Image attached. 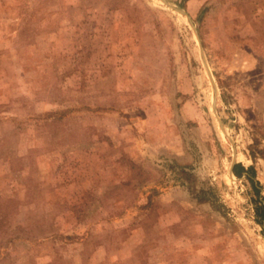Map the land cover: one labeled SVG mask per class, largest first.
Listing matches in <instances>:
<instances>
[{
    "label": "rangeland",
    "instance_id": "1",
    "mask_svg": "<svg viewBox=\"0 0 264 264\" xmlns=\"http://www.w3.org/2000/svg\"><path fill=\"white\" fill-rule=\"evenodd\" d=\"M167 1L0 0V264H264V0Z\"/></svg>",
    "mask_w": 264,
    "mask_h": 264
},
{
    "label": "crops",
    "instance_id": "2",
    "mask_svg": "<svg viewBox=\"0 0 264 264\" xmlns=\"http://www.w3.org/2000/svg\"><path fill=\"white\" fill-rule=\"evenodd\" d=\"M184 121H185V118H183ZM188 131V130H187ZM185 143H186V148L189 152H195L194 151V147L196 144V146L199 148V149H202V137L200 134H198L197 138L195 135H193L192 133L188 132V137L185 136ZM189 144L191 147H189ZM190 148V149H189ZM156 153H158V150L156 149ZM169 157V156H168ZM235 164L233 166V176L235 178H238V179H242V178H249V179H252L254 178V175H255V168L254 166L247 162H242L239 160L238 158V153L235 154ZM233 161L234 159L232 160L231 162V165H230V171H231V168H232V165H233Z\"/></svg>",
    "mask_w": 264,
    "mask_h": 264
},
{
    "label": "water",
    "instance_id": "3",
    "mask_svg": "<svg viewBox=\"0 0 264 264\" xmlns=\"http://www.w3.org/2000/svg\"><path fill=\"white\" fill-rule=\"evenodd\" d=\"M163 2H164V4H166L168 7H170V8H172L173 10H176L177 12H179V13H181V14H183L184 16H186L187 18H188V21L190 22V24L192 25V27H193V29H194V31L196 32V34H197V36H198V39H199V35H198V30H197V28H196V26H195V24H194V22H193V20L191 19V17L188 15V13L185 11V10H183V9H181V8H179V7H177V6H175V5H173V4H171L169 1H167V0H162ZM199 41H200V39H199ZM200 49H201V53H202V56H203V60H204V63H205V66H206V68H207V71H208V74H209V76H210V79H211V82H212V84H213V88H214V104H215V107H217L218 108V85H217V82H216V80H215V78H214V75H213V73H212V70L210 69V66H209V64H208V61H207V58H206V55H205V52H204V49H203V46L201 45V42H200ZM216 113H217V110H216ZM176 115H177V122L181 125L182 123V121H181V119H180V117H179V113L176 111ZM217 116H218V113H217ZM218 120H219V122H220V124H221V126H222V128H224L223 127V124H222V121H221V119H220V117L218 116ZM182 126V129H183V131H184V136H187L188 137V131H187V129H186V126L185 125H181ZM224 130V129H223ZM224 132H225V130H224ZM227 134V133H226ZM229 136V135H228ZM231 138V137H230ZM232 139V138H231ZM235 154H236V151H235ZM235 157H234V161H233V165H232V168H231V175L233 176V166H234V164H235Z\"/></svg>",
    "mask_w": 264,
    "mask_h": 264
},
{
    "label": "trees",
    "instance_id": "4",
    "mask_svg": "<svg viewBox=\"0 0 264 264\" xmlns=\"http://www.w3.org/2000/svg\"><path fill=\"white\" fill-rule=\"evenodd\" d=\"M256 213H257L258 219H261V222L264 223V204L262 203H259V205L256 204Z\"/></svg>",
    "mask_w": 264,
    "mask_h": 264
}]
</instances>
